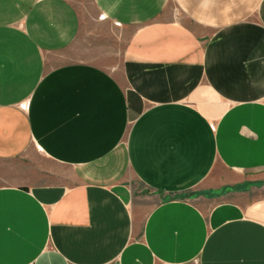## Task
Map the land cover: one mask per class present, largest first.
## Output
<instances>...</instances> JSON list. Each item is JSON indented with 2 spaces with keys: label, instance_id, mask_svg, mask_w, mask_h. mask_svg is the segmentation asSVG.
I'll list each match as a JSON object with an SVG mask.
<instances>
[{
  "label": "crops",
  "instance_id": "0c3cea01",
  "mask_svg": "<svg viewBox=\"0 0 264 264\" xmlns=\"http://www.w3.org/2000/svg\"><path fill=\"white\" fill-rule=\"evenodd\" d=\"M91 1L0 0V264H264V0Z\"/></svg>",
  "mask_w": 264,
  "mask_h": 264
},
{
  "label": "rangeland",
  "instance_id": "374dc122",
  "mask_svg": "<svg viewBox=\"0 0 264 264\" xmlns=\"http://www.w3.org/2000/svg\"><path fill=\"white\" fill-rule=\"evenodd\" d=\"M79 11L81 12V31H79V37L81 39L86 38V33L89 30L95 29L97 27L98 24H96V20L98 18V12L94 9V7L92 6V1L91 0H81L80 4H79ZM106 29H100L98 30V33L101 34V36L103 35V37L105 36L106 38H110V34H108V29L107 27H105ZM107 38V39H108ZM104 41L107 42V44H111L115 41H110L109 39H102ZM115 48H117V46H114Z\"/></svg>",
  "mask_w": 264,
  "mask_h": 264
},
{
  "label": "built area",
  "instance_id": "2783aa9c",
  "mask_svg": "<svg viewBox=\"0 0 264 264\" xmlns=\"http://www.w3.org/2000/svg\"><path fill=\"white\" fill-rule=\"evenodd\" d=\"M103 16H104V14H100V15L98 16V18H102ZM115 23H117V22H115ZM20 107H22L23 109H25V108H26L25 103H24V102L20 103ZM39 149H41V147H39Z\"/></svg>",
  "mask_w": 264,
  "mask_h": 264
}]
</instances>
